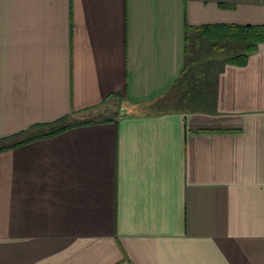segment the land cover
I'll return each mask as SVG.
<instances>
[{
	"label": "crops",
	"instance_id": "0c3cea01",
	"mask_svg": "<svg viewBox=\"0 0 264 264\" xmlns=\"http://www.w3.org/2000/svg\"><path fill=\"white\" fill-rule=\"evenodd\" d=\"M220 23L264 0H0V139L80 116L0 151V264H264V41L204 99Z\"/></svg>",
	"mask_w": 264,
	"mask_h": 264
},
{
	"label": "trees",
	"instance_id": "16d2710c",
	"mask_svg": "<svg viewBox=\"0 0 264 264\" xmlns=\"http://www.w3.org/2000/svg\"><path fill=\"white\" fill-rule=\"evenodd\" d=\"M189 30L190 27H186L185 36H184L186 40H187V33ZM194 30H196L200 36L209 39L212 42L211 45H213L214 49L221 48V46L217 43V41L233 42V45L228 47L229 54L227 56L229 57L225 58L223 62L244 63L247 56L257 49V44L264 41V24L242 25V24L220 23V24H212V25H202L194 28ZM188 39H189V35H188ZM178 81L176 80L177 83H179ZM200 88L208 89L206 85H202ZM209 91H207L208 98L211 95V89ZM198 92H200V90ZM134 113H139V112H134ZM68 117H69L68 115H65L47 123H36L31 125L30 128L32 130H35L34 132L35 134L32 133L30 135L29 132L25 133L24 131H21L13 135H10L8 137H4L3 139H0L1 142L0 151L8 147L16 146L20 143L26 142L38 136H48L55 134L63 129L68 128L69 126H72L73 123L76 122V120L68 121L67 120ZM18 136H24V138L22 140L12 139L13 137L16 138ZM2 140H11V141L10 143L5 144L2 143Z\"/></svg>",
	"mask_w": 264,
	"mask_h": 264
},
{
	"label": "rangeland",
	"instance_id": "374dc122",
	"mask_svg": "<svg viewBox=\"0 0 264 264\" xmlns=\"http://www.w3.org/2000/svg\"><path fill=\"white\" fill-rule=\"evenodd\" d=\"M199 35V34H198ZM189 43V57H191L192 59L195 60V64L193 67V70L195 69L196 71H198L199 75L196 76L195 80V74L192 73L191 77H192V83L191 85H193V87H197L198 85H203V83H205L204 85H206V87L208 89H202V98L207 99L208 96V92L210 90V81L212 80L214 74L216 71V68L218 67V65L221 64V60L227 56L229 54L228 52V47L231 46L233 44V42L230 41H217V43L221 46L220 49H214L212 42L203 37L200 36L198 37V40H195L194 42L192 41H188ZM217 60L219 62H217ZM212 72V74H210ZM212 76V77H211ZM190 77V75H188V78ZM201 79V80H200ZM195 80V81H194ZM202 82V84H201ZM209 82V83H208ZM196 83V85L194 84ZM208 83V84H206ZM194 87V88H195ZM178 90V86L175 88V90H172L171 93L173 95V91L176 93V98H184L185 95L183 93V91H177ZM210 92V91H209ZM195 98V97H194ZM197 98V97H196ZM170 104H164L163 107H169ZM158 107H155V109ZM80 116H75V117H68L67 120L68 121H72V120H80L79 119ZM34 132L33 130L29 131V133Z\"/></svg>",
	"mask_w": 264,
	"mask_h": 264
},
{
	"label": "water",
	"instance_id": "95a60500",
	"mask_svg": "<svg viewBox=\"0 0 264 264\" xmlns=\"http://www.w3.org/2000/svg\"><path fill=\"white\" fill-rule=\"evenodd\" d=\"M123 110V111H122ZM122 110H120V114H124V112L126 111V109H122Z\"/></svg>",
	"mask_w": 264,
	"mask_h": 264
}]
</instances>
